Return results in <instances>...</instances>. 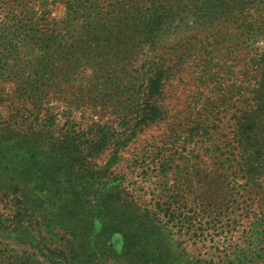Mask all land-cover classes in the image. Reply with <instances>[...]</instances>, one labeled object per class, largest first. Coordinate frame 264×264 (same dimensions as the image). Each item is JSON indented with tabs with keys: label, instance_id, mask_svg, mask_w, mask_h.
<instances>
[{
	"label": "rangeland",
	"instance_id": "1",
	"mask_svg": "<svg viewBox=\"0 0 264 264\" xmlns=\"http://www.w3.org/2000/svg\"><path fill=\"white\" fill-rule=\"evenodd\" d=\"M93 2L0 0V161L40 163L106 135L104 152H83L98 169L114 147L103 195L118 183L117 206L148 230L131 252L154 264H264V83L245 93L239 73L249 50L264 52V0ZM142 15L159 19L150 39L133 35ZM11 128L37 132L32 150ZM13 216L0 200V264H45L25 241L42 236L14 231ZM108 242L122 252L121 234Z\"/></svg>",
	"mask_w": 264,
	"mask_h": 264
},
{
	"label": "trees",
	"instance_id": "2",
	"mask_svg": "<svg viewBox=\"0 0 264 264\" xmlns=\"http://www.w3.org/2000/svg\"><path fill=\"white\" fill-rule=\"evenodd\" d=\"M79 1H83L88 7L94 4L93 0ZM122 21V18L118 20ZM135 21L136 18H133L131 22ZM131 24L137 29L133 31L136 38L150 39L157 32L159 19L142 15L136 26ZM245 57V63L239 65V73H244L247 86L240 88L245 93L254 94L264 83V52L258 56L250 54L249 50ZM235 72L236 69L232 70V74ZM251 99L255 100L253 96ZM246 102L250 104L248 99ZM44 133H50V127H44ZM4 134H8L9 138L14 137L15 140L21 137L22 141L25 137L31 139L24 141L30 150L36 145L35 139L31 137L37 134L33 128H27V132L11 128ZM108 140L106 135L102 139L95 135L91 142L84 139L79 142L70 140L65 143L71 147L68 153L65 151L66 154L63 152L65 147L52 146L55 152L53 158L46 154V159L40 163L31 160L24 165L22 161L15 160L10 161L11 165L0 161V200L6 205L9 204L14 215L8 226L14 228V231L19 229L26 233L28 230L42 236L34 240L26 237L25 241H32L30 248L36 250L41 257L47 258L45 264H91L93 258H97L99 264H105L106 261L114 264L119 260L128 264H141L136 261L138 257H144L146 264L155 263L152 256L130 251L138 239L143 240L142 234L148 231L142 222L144 215L137 214L135 209L128 206H117L121 199L119 184L115 181L103 195L109 182L103 172L115 160V157L109 158L114 154V147L110 149L104 166L96 169L93 161H89L90 167L87 164L88 159L83 151L87 149L92 153L100 150L104 152L111 145ZM78 149L81 152L76 154ZM1 155L2 149L0 158ZM20 190L23 191L22 199L18 194ZM42 191L48 195L44 197ZM44 204L48 206L45 207ZM45 208L51 210L43 212ZM116 210H120L119 218ZM94 220L99 221V229H94ZM113 234L122 236L124 248L120 254L108 244ZM89 238L93 240V245L85 251ZM37 263L43 264L39 260Z\"/></svg>",
	"mask_w": 264,
	"mask_h": 264
}]
</instances>
